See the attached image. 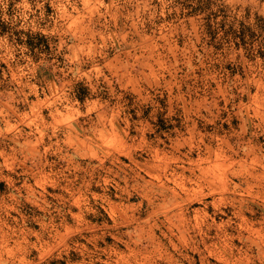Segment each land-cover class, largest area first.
Segmentation results:
<instances>
[{"label":"rangeland","instance_id":"374dc122","mask_svg":"<svg viewBox=\"0 0 264 264\" xmlns=\"http://www.w3.org/2000/svg\"><path fill=\"white\" fill-rule=\"evenodd\" d=\"M0 264H264V0H0Z\"/></svg>","mask_w":264,"mask_h":264}]
</instances>
